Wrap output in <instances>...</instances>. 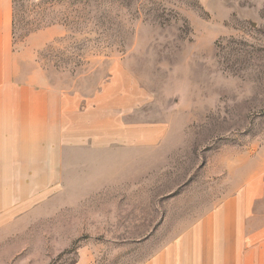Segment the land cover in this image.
Wrapping results in <instances>:
<instances>
[{
	"label": "rangeland",
	"instance_id": "obj_1",
	"mask_svg": "<svg viewBox=\"0 0 264 264\" xmlns=\"http://www.w3.org/2000/svg\"><path fill=\"white\" fill-rule=\"evenodd\" d=\"M155 1L153 19L151 0H12L22 78L36 63L84 95L132 81L145 96L125 122L161 134L116 146L111 168H62L59 146L50 168L38 146L14 170L26 198L0 202V264H141L211 208L218 155L264 139V0Z\"/></svg>",
	"mask_w": 264,
	"mask_h": 264
},
{
	"label": "crops",
	"instance_id": "obj_2",
	"mask_svg": "<svg viewBox=\"0 0 264 264\" xmlns=\"http://www.w3.org/2000/svg\"><path fill=\"white\" fill-rule=\"evenodd\" d=\"M12 29V0H0V202L26 198L27 183L14 170L33 167L38 146L50 168L59 147L62 168L82 162L111 168L116 146L142 147L159 138L158 128L143 131L125 122L145 96L132 81L114 75L84 95L55 86L36 63L22 78ZM225 153L218 168L222 191L211 208L141 264H264V139L256 148L218 156Z\"/></svg>",
	"mask_w": 264,
	"mask_h": 264
},
{
	"label": "trees",
	"instance_id": "obj_3",
	"mask_svg": "<svg viewBox=\"0 0 264 264\" xmlns=\"http://www.w3.org/2000/svg\"><path fill=\"white\" fill-rule=\"evenodd\" d=\"M106 2H108L110 5L113 4L114 2H116V4H122L123 6L125 7H130L131 6V3H132V0H104ZM101 12V15H100V19H102L103 21L107 20L109 21V14L107 13V11L104 9H100L98 8ZM129 9V8H127ZM135 10H139L138 8H135ZM160 10V6L158 4V2H156L155 0H151V8H150V11H152V15L154 16L153 19H155V17L159 14L158 11ZM81 17V15H80ZM105 27H108L107 25ZM105 30V28H103ZM107 29V28H106Z\"/></svg>",
	"mask_w": 264,
	"mask_h": 264
}]
</instances>
